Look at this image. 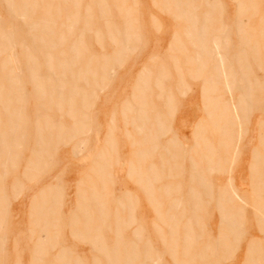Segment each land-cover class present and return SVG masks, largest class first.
<instances>
[{"label": "rangeland", "instance_id": "1", "mask_svg": "<svg viewBox=\"0 0 264 264\" xmlns=\"http://www.w3.org/2000/svg\"><path fill=\"white\" fill-rule=\"evenodd\" d=\"M11 1H8V3L6 4V2H7L6 0H0V29L3 31V32L1 31L0 34L3 33L4 36L10 35L11 38L14 39L13 43L15 44V48H14V51H12V52L16 55L18 61L20 62L19 68L22 70V77H21L22 82H21V85L18 86V89L21 88L20 89L21 91L18 90L19 92H21V94L18 95L19 92L17 91V94H16V90L13 89L9 85V83H7L6 81H2V76L5 75V71H2V68L0 66V70H1L0 74L3 73L2 75H0V84H1L0 85V213H1V210H5L6 208H8V200H10V202L14 203V204H20L19 208H27L28 203H29L28 197H30L31 196L30 194H32L31 189L37 188L35 185L38 178H39L37 176L34 177L32 180H29V181L24 180L23 181V183H24L23 188H21L19 183H15L16 175L13 174L14 175V184L12 187H11L12 184H10L11 179H12L11 178V172L18 173V176H19V172H20V170L22 168V164H23L20 161L21 153L18 155L17 151L22 149V147H26V145H31L32 152H31L30 156L25 160V166H26V167H24L25 172H30L33 169H36V164L38 162V158H40L41 151H43L44 156H45L44 165H45L46 173L44 174V181L48 185H46L36 195H34L33 205L35 207H33V208L38 210L39 218L45 222V225L43 226V230L46 233V239L48 238L47 241H50L53 239L51 244H52V248L54 247V252L50 257H47L48 261H51L52 264H112L114 262H115L114 264H116L117 259L114 258V259H112V262H110V260L106 257L104 250H105V248H107V249H110V251H111L112 248L114 249V247H118V249L121 252H123L124 250H127L128 253L130 254L129 256H126V255L120 253V257L122 260L128 259V260L134 262L135 264H139V263L152 264L153 262H155L159 258V256L156 254V251H155L157 249L162 254V256L160 258H162L168 264H173V260L171 259L172 257L169 255V252H167L168 248L166 247V245L157 242V237H159V235L168 236L166 228L163 227V228L159 229V230H161L160 232L156 233L155 232L156 228L153 227V222H154L155 218L157 217V213L159 214L160 212H164V210L158 209L152 201L147 199L148 193L145 190H143V185L141 187L140 179L137 176V173H138L139 168H140L139 164H141V165L143 164V162L141 163L138 161V157H137V153H138L139 147H140V139H141V136L143 137V135H139L137 133L136 125H134V123L132 122V120L135 117L134 114L133 115L132 114H125L124 115L123 114V108L125 106H127L125 104L126 102L132 103V105H133L132 100H130L131 96H129V95H131V93H133V90L137 91V88L139 90V89H142L144 86H149V84H150L153 88L151 86H149L150 87L149 91L151 90L150 92H152V91L154 92V90H152V89H155L154 94L153 95L151 94V96H152L151 100L153 101V104L151 101L150 106H148L149 104L147 106L145 104L144 106L145 107H153V105H154V107H155V105H156V107H161L163 111H164V109L166 111L165 106L167 105L166 104L167 100L164 98V101H163L164 104H163L162 99H161V101H159L160 99L156 98L158 96L157 93L162 91L161 90L162 88H159V87L162 86V84H163L162 82H161V84H159V82H157V78L161 77L160 76V72H161L160 68H159V71L157 72L158 76H156V73L155 74L152 73L154 71V69L151 70L152 66L155 65L154 61L153 62L151 61L150 63L146 62V64H144V67H142L140 70H139V68L148 58L153 57V56H160L163 54V51L165 48V41H160V40H158V38L159 39L160 38L166 39V37L162 38L164 36L163 35L164 30L170 29V27H172L174 23L180 24L183 21L185 22V23L183 22L184 27H182V29H180V28L175 29L174 28L173 33H176V31H179L176 34L180 39L179 41L183 45L180 48V50H181L180 53L187 50L185 52H188V54L185 52H183L181 54H183V55L187 54L188 57H190V58L192 55H193V57H195V55L197 53V48H195V47L192 48V44L189 42V40L187 39L186 34H185L186 30L188 31L191 29L190 22L188 20L185 21L184 18L180 20V18H181V15L183 14L184 10H185V12H184L185 14H183L182 16H185V15L188 16L191 14L196 15L197 14L196 27H200L201 21H202L201 20L202 11H200L199 9H195L196 11L198 10L196 12L194 9L190 8L193 11L191 13V11H189V9H187V8H189V5H186V8H185V5H184V7L181 8L180 5L182 3L183 4L186 3L187 2L186 0H181V2L179 1L180 4L178 2H175L178 5L177 13L178 12L182 13V14L179 13L180 16H178V14L173 15V13L169 14V13H171L170 12L171 8H169V6L164 8L170 2L172 3L173 0H167V1L166 0H160V2H159V0H157V2L159 4V6H157V8L159 10L156 9V7L154 6V4H153L154 2L151 3V0H146V3H144V1H142V0H141L142 3H140V2L138 3V1H140V0H126V2H122L123 0H121V2H119V3H121L123 6H125L127 8L129 7L132 9V10H129L130 12L132 11L131 14L129 13L128 10H125L122 7H120L119 3H116L117 4L116 5L111 0L110 1L105 0L106 2L105 3L103 2L104 4L102 3V1L100 2V0H98L99 2L96 0H92V2H91V0H81L79 3V9H78L79 14L81 15L80 19H79L80 24L83 20L81 17L85 14L83 12H86V7H89L91 9V10L89 9L90 10L89 13H91V15L93 14V18L90 20V25H89L90 27H88L89 30L84 31L82 36H81V40L84 43L83 46H84V48H86V50L84 48L83 49L86 52H84L83 50L80 51L82 53L79 52L80 54H78V56H82V57L81 58L78 57L76 61L81 62V64L79 65V62H77L78 64L74 65L75 67L73 66V68L72 67L70 68L71 70L73 69L74 73L79 67L82 68L84 61H86L89 57H92V56L97 57L99 55L102 56L103 54L104 55H108V54L110 55L112 53V43L110 41H108L109 40L107 38L108 36L105 34V31H104L106 28L105 23L108 22L109 20L113 24V27L118 28V26L120 25L121 27L119 26V28L122 30L124 28V27L122 28V25H121L123 22L122 21L123 16L126 17L127 16L126 14L129 13L130 16H128L127 19L131 18L132 19L131 21H133L132 23L135 24V25H133L134 28L136 30H138V32H143V34H141V33L140 34L143 36V38L145 37L148 40L143 41V42L142 41L141 42L140 41H133L134 43L132 42L133 43L132 46L134 47V49L136 48L135 50H133L134 52L132 51V52H128L130 54H128V53L126 54L125 57L127 59L126 58L123 59L124 63L121 65L122 67L113 66V68H112L113 73L111 74V76H109L111 79L107 78V80L104 81V82H106L105 84H104V82H102V83L100 82V84L98 85V86H100L99 88H97V86L95 88H93L94 85L91 82H89L87 84V83H83L80 81L79 82V85H80L79 88L83 89L84 92L86 90L87 94L90 93L89 92L90 90H91V92L95 91V96H94L95 98L94 97L91 98L90 96H87L86 101H85V104H86L85 107H83L81 105V103H80L81 100L79 98H75V99H77V100H75V104H76V105H74L75 109H78V107H79V109L84 114H82V115L79 114V116H78V114L70 116V115L60 114L58 112V109L56 107V103H54V101L50 103L49 99H43L40 95H35L36 89L32 88V87H34L33 84L30 85V83H27L24 79V76L26 75V73H25L26 68L23 67V65L25 62H24L22 57H19L20 56L19 53H20L21 49H20V46H18V45L20 43H22L24 45L30 44L29 39L31 38V35L36 34V33H30L27 31L28 30L27 29L28 24L31 22H35V21L38 22L39 20H41L46 15V13H44L45 10L49 9L50 19L53 22L55 21L54 27L53 26L52 27L54 30H57L59 28V23L66 21L65 18H63V15L65 14L64 11H66V12H69V11L73 12L74 11L75 7L73 5L72 0L70 1V3H67L65 5L58 4L56 2H52V3H50L51 5L49 4V6L51 8L48 6L47 9H45V7H46L45 0H41L42 6H40L41 5L39 3L40 0H38L36 2L37 6L36 7L34 6L35 11H33V9L31 10V12H33V16L30 15L31 13L30 14L28 13L30 11L27 12V9H25V5L27 2L23 3V0H19L20 2L18 0H11ZM196 1L198 2V0H195V2ZM220 1H221L220 2L221 6L219 5L221 7V9L219 8L220 11L216 9L217 12H216V10L214 12L217 15H219V18L220 17L221 18L219 19L218 16L213 13L212 16H217V17H213V19L215 18V20H214V22H212L213 26L211 23V26H212L211 28L216 32L219 31L220 29H221L220 32H225L224 35L226 38H228L227 40L225 39L227 41V45L225 46L226 52H223V50H221V51L224 54H226L225 57H226L227 62H229L231 64H235V62H234L235 57L234 56L237 52V48L239 45L237 40H235L236 39V33H235V26L233 23V22H235L234 18H235L236 10H237V2L234 0H220ZM97 2L99 3L100 6H98ZM109 2H110V4H109ZM111 2H112V4H114V6L116 5L115 7L117 9L115 7L112 8L113 5L111 4ZM161 2L163 5L160 4ZM10 4H12V6H16V7L19 5L18 7H20V9L14 8V9H12V11L11 10L9 11V9L7 8V5H10ZM20 4H21V6H20ZM55 5H59L61 8H63L60 10V12H61L60 14L55 15V13L58 12L57 10H55L56 8L53 9V7H55ZM102 6H105V7L107 6L110 10L104 11V7H102ZM133 6L135 7V9L133 8ZM140 6H145V7H147V9H143V8L139 9L138 7H140ZM161 6L163 9L161 8ZM181 6H183V5H181ZM94 7H97V9ZM121 9H122V11H121ZM96 10L100 11V12H97V14H96ZM161 10H163L165 12H163ZM181 10H182V12H181ZM13 11L17 14H15ZM76 11H77V9H76ZM91 11H93V12H91ZM101 11H104L106 14L108 13L107 16H109V17L106 20H105V18H106L105 16L102 17ZM167 11H168V13H167ZM187 11L190 13H188ZM218 12H219V14H218ZM10 13L11 14L13 13L16 17L14 15H11ZM121 13H123V14L125 13V14L122 16ZM18 14H22L23 17L18 18V16H17ZM27 14H29V19L26 18ZM151 15L153 17H155L157 20H159V23H161V25H159L160 28L157 27L159 29V31L154 26L153 27L150 26V24H149L150 21H149L148 17ZM170 15L172 16L173 19L171 18ZM173 16H175V18ZM56 17L58 18V20ZM213 19H212V21H213ZM129 21L130 20L125 21V22H129ZM177 21H181V22H177ZM123 26H124V23H123ZM131 26H132V24H131ZM174 26H176V25L174 24ZM77 27L80 28L81 25L77 26ZM188 27H189V29H188ZM97 28H99V30H100V34H97V36L100 35L101 37H96V39H97L96 40V39H94L96 35L93 33V31L97 30ZM156 31H158V32H156ZM102 36H103V38H102ZM123 36L120 35V37H123ZM181 36L186 37L187 40ZM53 37H56V35L54 34ZM66 37L67 38L69 37L70 40L69 41L67 40L68 42L64 41V44H62V46H60L61 50H60V48L57 49V47H56V49H53L55 51H53V50L50 51L53 55L56 54V51L58 52V55L60 52L62 54H66V53L68 54L65 46H67L68 43L71 44L72 41L74 39H76V37H78V36L75 33V35L73 37L72 36H66ZM16 38H17V40H16ZM99 38H102L103 40L102 39L100 40ZM181 38H183L184 41H182ZM83 39H84V41H83ZM98 39L100 41H98ZM27 41H28V43H27ZM186 41H188L189 43L187 44ZM99 42L101 45L99 44ZM135 42H137L138 44ZM184 42H186V43H184ZM96 43H98V46ZM170 43H169V45H170ZM183 43L185 45H187V48L190 46V50H189V48L186 49V46ZM33 45H35V44H33ZM228 45H230L229 48H228ZM183 47H184V49H183ZM174 50L175 49L173 48V51ZM192 50H195V51H192ZM168 51H169V48H168ZM173 51L170 54V55H172V54L173 55L169 57L171 60L173 58L174 59L177 58V56L179 55L177 51H174V52ZM6 52L7 51H5L4 54H0V62L4 58V56L7 54ZM40 52H42L40 54H43L44 50H42ZM175 54H178V55H175ZM190 54H191V56H190ZM58 55L56 54L55 58L59 57ZM99 59H101V58H99ZM38 60L40 62V67H38L39 70L37 71L38 75L40 77L48 75L49 72L47 71L46 67L42 64L43 59L41 58V56H39ZM148 61H150V59ZM54 68H56V67H54ZM144 68H148V69L142 70ZM172 69H173V71H175V73H177L176 68L174 67L173 64H172ZM97 70L99 72L98 75H101V72H100L101 68L99 67V68H97ZM138 70H139V72L137 73ZM148 70H149V72H148ZM226 70H227V68H226ZM141 71L142 72L144 71L145 74L142 75ZM145 71L148 73H146ZM227 71L225 73L226 75H228ZM54 73L57 76L58 72L56 69H55ZM150 73H151V75H150ZM165 74L167 76V73H165ZM184 74L186 75V78H189V75H190L189 73L187 74V72H185ZM53 75H52V77L55 78V76H53ZM66 75H69V74H66ZM202 75L203 74H201L200 78H197L196 80H188L189 82L187 81L185 83V87H183L182 89L180 88L181 84H179V82L175 80L178 77V74H175L174 80L176 82L172 78L169 80V82L171 83L169 86H165V85H163L165 87L162 86L163 90L168 87L169 89H166L165 91L173 92V90H171L172 89L171 87H172V84L174 82L175 87H177L176 89L179 90L177 92V95H178V97L179 96L180 97L179 98L175 97L176 99L174 98L175 100H173V104L170 106L169 110L173 111V113L176 114V116H174L175 118L177 117L176 120L172 121V123H171L172 131L177 134L178 138L182 142L189 140V133L188 132H190L189 125L191 122H189L188 115L179 116V113L180 114L183 113L184 110L186 112V109L188 108V106L190 104H193V101H192V99H189L188 97L185 98L184 95H183V101H182L181 100L182 95L180 94V90L186 91V93L187 92L191 93L193 90L192 88H195L194 93L199 95V104H200L199 110H201V116L198 118V120L196 122H194L193 125H191V140L188 143H185V144L181 143L174 134H171V136L169 135L170 137L168 138L167 135L169 134V132H171V129L169 131H167L165 133V135L157 136L159 138V142L163 145L166 142H168L169 139L172 141H175L176 145H177L175 148L180 151V153H181L180 157H182L183 159L182 158L178 159L177 164H175V166L176 165L178 166L176 173H173L172 170H170V167L167 166L165 168V171H163V173L161 174L159 181L154 182L151 179L150 180L148 179L149 180V186H150V189L148 191L154 192V191H158L159 189L162 190L163 185L166 182L167 183L171 182L172 185L176 184L174 182H177V183L183 182L185 184L189 183L190 172H191V168H190L191 166L189 164L190 163L189 158L191 156L193 157V161L198 162L199 165L198 166L196 165V166H197V168L200 166V171L201 170L204 171V170H206V167H208V166H206L207 162L205 160H203L202 156H199L202 153V154H213L214 157H216V158L220 157V156L221 157L228 156L230 158L228 163H233V165H234L233 166L234 170L232 169L233 172L228 175L227 173L222 174V173L215 171L214 166H216L217 161L215 163L212 162L209 166H210V169L213 168L215 172L212 171L211 173H209L207 175L205 174L206 177L210 180V182H213L216 186H218V185L221 186V185L226 184L228 179L231 178V179H233L234 186L236 189H238L239 194L241 193L240 195H242L243 193H245L246 196H248L250 193V184L248 181V177H249L248 166L252 160V148H253V146L259 145V143H257L255 140L256 135H255V131L253 130V126H252V121L254 122L253 117L251 119V122H249L250 125L248 124L247 127L245 126L246 128H249L247 130V132H246V129H242V131L240 130V132H239V130L231 132V133L229 132V135L231 136L230 139H232V142H231V145H229L227 148L219 147L218 143H219V140L221 137V136H218V135H220L219 132H217V134L212 135V133L210 131H208V132L205 131L204 132L205 137L207 138V140H211V142L213 143L212 146L214 148L212 147V149H210L208 151H205V150L201 151L200 150L201 153H199L195 147L196 143H197L196 140L201 139V134L203 132L200 129L197 132L195 128H197V126H199V128L201 126H203L205 120L207 121V118H208V115L205 112L206 107L204 105L203 88H202L203 82L201 80V79H204L205 76L203 75V77H204L203 78ZM166 76H164V77L166 78ZM138 77H151V78H153V80H151L150 83L148 82L145 84V82L142 83V81L137 82ZM72 80H73V78H72ZM2 82H4L3 84H4L5 90L3 89ZM137 83H139L138 85H140L141 88H140V86H136ZM221 83H222V81H221ZM221 83L219 82L218 89L219 88L220 89L217 90V94L220 92L218 94L219 97H217V100L221 104V106H219V107H222V108L226 107L227 109H230V108L235 109V107H237V103L241 99L240 94H243L244 90L242 92L240 89L235 87L238 85V82H236V84H235V82H230V79L227 82V83L231 84L230 87H224V85L223 84L221 85ZM89 84L90 85L92 84V85L90 86ZM190 84H192L191 87H190ZM6 86H7V88H6ZM46 86H47L46 90H48L50 87L48 85H46ZM220 86L223 88H221ZM187 88H189L190 91ZM224 88H225L226 92H228L227 94H226ZM226 88H228V89H226ZM6 89H8L9 91ZM235 89H237V90H235ZM239 90L242 93H239L240 92ZM6 91H7V94H6L7 96H5ZM221 91H222V94L225 95L224 97L221 95ZM10 92H11V94H10ZM13 92H14V95L12 96ZM2 93H3V95H2ZM33 94H34V96H33ZM232 94H233V96H232ZM231 96L235 99H233ZM16 97H17V99H16ZM34 97H36V99ZM127 97L129 98V100ZM222 98H223V100H222ZM124 100L125 101L127 100V101L125 102ZM178 100L182 101L180 106H178V104L176 102ZM11 101H12V103H11ZM15 101H17V103ZM8 102H10L11 104L10 103L8 104ZM174 103H175V106H174ZM226 103H228L230 106ZM230 103H232V104H230ZM224 104H226L228 107L225 106ZM134 106L137 109H139L143 105L140 106V105L135 104V105H133V107ZM163 106H164V108H163ZM13 107H14V111L19 110L18 114H17L18 116L16 114H15V116L8 114V113H11V111L13 112ZM10 108L12 110H9ZM175 109H177L178 111L175 112L176 111ZM46 110L48 112H46ZM119 110H120V114H119ZM173 113L169 114V116L172 117ZM130 115H132L133 117L132 116L130 117ZM260 116H261V113L259 112L257 114V119H260ZM44 117H45L46 122L50 121L51 123L56 124L57 128H59V126L63 127L62 128L63 129V135L65 136L63 141H65V142H58L57 140H55V138L50 139L49 137H47V132H46L47 130L45 129V123L46 122H44L45 121ZM121 117H123L122 120H121ZM109 118H110V120L108 121ZM85 119H88V120L85 121ZM122 121H123V124L125 125V127L130 126V128H131L130 129L131 132L124 129L123 135L127 141L125 143L128 144V146H129L130 158L132 159L131 162L128 161L129 169H128L127 176L131 170L134 169L135 171H137V172H135L136 176L135 175L133 176L134 178L130 177V178H133V179H130L131 180L130 181L131 187L134 188L132 190L129 189L127 187V184H125V183L121 184V183L115 182L118 179L124 180V175H123V173H124V161L120 160L119 162H117L118 158L115 155L116 148L118 146V143L116 142V139H115L116 133H118L119 130L123 131ZM75 124L80 125L83 130L82 131L80 130V132L79 131L78 132L72 131V129L74 127L73 125H75ZM85 124L88 126L87 128H85ZM169 126H170V124H169ZM197 133H200V137L197 136ZM194 134H195V136H194ZM69 136H71L70 137L71 139L69 138ZM215 136L217 137L218 140L216 139ZM109 137L111 140L110 144H108ZM42 139H44V141ZM85 139H87L85 147L79 153H77L76 155H73V154H75V152H77L79 150L80 146H84ZM102 139H103V144H102ZM214 139H216V140H214ZM49 140H51V141H49ZM42 141H43V144H42ZM47 141H48V143H47ZM159 142L157 141V143H159ZM169 142H171V141H169ZM198 143H200V140ZM178 144H180V145H178ZM108 145L110 146V149H112V150H111V153L109 154V156L105 152L106 158H105L103 163H101L99 165L100 162H99V159H97V156L99 154L94 157V159H96V161L94 162L95 164L93 163V170H92V172L94 173V178L93 179H86V180H82V181L77 182V184L75 186V191L73 193L72 202L69 203L67 206L68 207L67 216H64L63 213L61 212L60 208L62 206H64L63 203H67L71 199L72 187H68L66 184L68 182H66L62 178H65L67 175H69V173H74V171H76V169H80L81 167L84 168V166L87 165L88 162L90 161V158H88L89 156H87L88 153H90V154L94 153L95 154L96 152H98L100 150V148H101L100 152H102L103 149L105 150L106 148L109 147ZM234 145H235V147L236 146L238 147L237 152H235L237 150L236 149L237 147L236 148L233 147ZM44 146H45V148H44ZM151 148L148 149L146 161L142 165V167H143L142 171L144 172V176L149 175L150 165L151 166H152V164H155L156 166L160 165V161H159L158 157L157 156H156V158L154 157V154H155V152H157L158 148L157 149L156 148L151 149ZM215 149L218 151L216 152ZM221 149L222 150L225 149V150L221 151ZM189 150L194 155L192 153H190ZM70 151L72 154L70 153ZM239 151H240V153H239ZM23 152L25 153V155H28L27 151L24 150ZM196 152H197V154H196ZM218 153L220 155H218ZM18 156H19V158L17 160ZM187 157H188V159H187ZM215 160H218V159H215ZM179 161H181L182 165L180 164ZM212 161H214V160H212ZM185 163H188V165ZM202 163H204V165ZM105 164H106V168L104 166ZM111 164H112V166L110 167L111 177H109L110 174H109V167L108 166ZM101 165L104 166L103 172L99 170V168H101ZM171 165L174 166L172 163L170 164V166ZM185 165H186V167H185ZM182 166H183V168H182ZM170 171H171V173H170ZM139 173H140L139 176H141V172H139ZM101 175H103L102 176L103 180H101V178H100ZM179 175H181V176H179ZM174 176H179V178H175ZM171 177H172V179H171ZM18 180L20 182V179H18ZM61 180H63L64 182L63 181L61 182ZM69 181H70L69 185H71V183L73 182L72 177L70 178ZM164 181H166V182H164ZM92 184L94 186L93 189H96V191H98V194L100 195L99 197L101 198L99 203L102 204V206L104 208L112 209V208H115L114 207L115 203H117L118 201L122 202L123 207L120 206L121 208L119 209V211H121L123 213L122 217H124L125 219H127V216H128L126 214V212L129 214V216H131L130 224L128 223L124 227L123 226L122 227H114L113 225H109V226L106 225L104 216L99 215L95 211V207L92 206L93 204H95L94 201H92V198L90 196L91 190H92L91 189ZM16 186H17V190L15 189ZM26 187H27V189L30 188V190L27 191ZM196 189L200 190V187L197 186ZM14 190H16V191L12 192ZM214 191H216L215 188H214ZM172 192L174 193V191H172ZM5 194H7L8 200H7V196ZM128 194L131 195V196H129V199L127 198ZM174 194L171 196H174ZM184 194H187V188L186 187H184V189L182 190L180 195L184 196ZM11 197L15 198V199H12ZM204 199H206V198H204ZM37 200L40 201V203H41L38 206H37ZM168 200H170V195L166 197V201H168ZM207 201L209 202L208 205H205V211L208 213V216L206 217V221H205L207 227L205 229L199 228L196 230L197 235L198 236L200 235V239H198L199 241H197V243L195 245H193L191 251L200 252L201 248H203L204 245H206V244H209V246H212V244H213L212 242H214V240L216 239V236H217L216 232L218 230L217 229L218 218H217L216 210H215V198H208ZM163 203H165V201H163ZM53 214H54V216H52ZM27 218L28 217L26 215L20 216L19 219L22 220V223L18 224L16 226V229H20V228H22V226L26 227L25 222L28 220ZM142 222H143L142 225L144 227V230H142L140 228V224ZM110 223H111V219H110ZM13 224L9 225V227H8L9 230H11L13 228ZM66 225H68V228H69V234H67L68 242H67L66 234H65ZM49 226H53L55 229L52 236L47 231V228ZM182 229L185 231L184 228H182ZM197 231H199V232H197ZM181 232H182V230H181ZM183 232H182V235H183ZM142 233L145 236V238L152 239L153 243H151V244L143 243L144 239L142 241L140 240ZM245 239H248L247 235H246ZM245 239H243V241L240 242L239 248L236 251V253L232 256V258L229 260L230 261L229 264H245L246 259H247L246 250H245L247 240L245 241ZM41 244L42 243L40 241V238L37 237L36 243H35V250H34V256H36V257H39L37 254H38V248L40 247ZM129 247H131L130 251H129ZM175 249L178 251L177 258L179 260H183L186 258V256L183 253H181V251H182L181 249H178V248H175ZM21 256H22V254H21ZM213 259L214 258L211 257L210 260H213ZM33 260H32V262H33ZM26 261H27V258L25 256L22 257V259H21V257L20 258L18 257L16 259L12 258V263H10V264H26Z\"/></svg>", "mask_w": 264, "mask_h": 264}, {"label": "bare ground", "instance_id": "2", "mask_svg": "<svg viewBox=\"0 0 264 264\" xmlns=\"http://www.w3.org/2000/svg\"><path fill=\"white\" fill-rule=\"evenodd\" d=\"M6 1H7L6 2V4H7L8 1H11V0H6ZM37 1L38 0H27V1L23 0V3L27 2L25 5V9H27V12L30 11L28 13L29 14L31 13L30 15H32V16H33V12H31V10L33 9V11H35L34 6L35 7L37 6L36 5ZM70 1L71 0H45V4H46L45 9H47L49 4L52 2H56L58 4L65 5L67 3H70ZM80 1L81 0H72L75 9L73 12L72 11H69V12L64 11L65 14L63 15V18H65L66 21L59 23V28L57 30L53 29L55 21L53 22L50 19L49 9L45 10L44 13H46V15L42 19L40 18L41 20H39L38 22L35 21V22H31L28 24V28H27L28 30L27 31L30 33H36V34L31 35V38L29 39L30 44L24 45V44L20 43L18 45V46H20V49H21L20 53H19V55H20L19 57H22L24 62H25L23 65V67L26 68V71H25L26 75L24 76V79L27 83H30V85L33 84L34 87H32V88L36 89L35 95H40L43 99H49L50 103L54 101V103H56V107H57L58 112L60 114L70 115V116L76 115V114H78V116H79V114L80 115L84 114L79 109V107H78V109H75V107H74V105H76L75 100H77L75 98H79L81 100V102H80L81 105L83 107H85V105H86L85 101H86L87 96H90L91 98H93L95 96V91L91 92V90H90L89 91L90 93L87 94L86 90L84 92L83 89H80L79 88L80 87L79 82L81 81V82L87 83V84L89 82H91L94 85L93 88H95L96 86H97V88H99L100 86H98V85L100 84V82L102 83V82L106 81L107 78H110L109 76H111V74L113 73V69H112L113 66L122 67L121 65L124 63L123 59L126 58L125 57L126 54L128 52H132L133 50L136 49V48L134 49V47L132 46V44L134 43V42L132 43V40L135 41L134 39H136V37L135 38L133 37V35L135 34V32H134L135 29L132 30L133 29L131 26L132 23L130 24V21L124 22V26H123L124 28L122 30L113 27V24L110 22V20L108 22L105 21L106 22L105 23L106 28L104 31H105V34L108 36L107 37L109 39L108 41H110L112 43V53L110 55L109 54L108 55L103 54L102 56L99 55L100 57L99 56L89 57L86 61H84L82 68L79 67L74 73L73 69L71 70L70 68L71 67L73 68L74 65L78 64L77 62H79V61H76L77 58L82 57V56H78V54L82 53L80 51L83 50L84 52H86L85 51L86 48H84V46H83L84 43L81 40V36H82L84 31L89 30L88 27H90L89 26L90 20L93 18V14L91 15V13H89L91 9L89 7H86V12H83L85 14L81 17L83 20L80 24L79 19H80L81 15L78 12ZM96 1H98V0H96ZM101 1H102V3L106 2L105 0H100V2ZM108 1H110V0H108ZM111 1L114 4H116V3H119V1H121V0H111ZM179 1L181 2V0H173L172 3L169 1L170 3L168 5H166L164 8L169 6V8H171L170 9L171 13H169V14L173 13V15L178 14V16H180L179 15L180 12L177 13L178 5L175 3V2L179 3ZM186 1H187L186 3L181 4L183 6L180 5L181 8L184 7V5H185V8H186V5H189V8H187V9H189V11H191V13L193 11L190 8H192L194 10L199 9L200 11H202V13H201V20L202 21H201L200 27H196L197 14L196 15L191 14L188 16H186V15L182 16L183 14H185L184 13L185 10H184L183 14L180 13V14H182L180 20L184 18L185 21L188 20L190 22L191 29L188 31L187 30L185 31L184 29L183 30L185 31L187 39L192 44V48L193 47L197 48V53H196L195 57H193V55L191 56V54H190L191 58L193 57L192 59L190 57H188V55H187L188 52H185L187 50H185V51L182 50L183 52L187 53L186 54L187 56L185 54L184 55L181 54L183 52L180 53V51H181L180 48L183 45L179 41L180 39L176 34L179 31H176V33H173L172 41L169 45V51L171 50L170 52H172L173 48H174L175 49L174 51H177L179 54V55L175 54L178 56H177V58L172 59V64L176 68L177 73H175V74H178V77L175 80L178 81L179 84H181L180 85L181 89L183 87H185V83L188 80H196L197 78H200L201 74H203L205 76V78H204L202 75V77L204 79H201V80L203 82L202 88H203L204 105L206 107L205 112L208 115V118H207V121L205 120L203 126H201L200 128H199V126H197V128H195L197 132L199 129L203 132L201 134V139H199L200 143H198L199 140L197 139L196 140L197 143H196L195 147L199 153H201L200 150L201 151L202 150L208 151V150L212 149L213 143L211 142V140H207V138L205 137V134H204L205 131H207V132L210 131L212 133V135L217 134V132H219L220 135H218V136H221L219 143H218L219 147L227 148L229 145H231V142H232V139H230L231 136L229 135V132L231 133V132L238 131V130L240 132V130L242 131V129H246V132H247V130L249 128H246V127L248 126V124L250 125L249 122H251V119L253 117L254 122L252 121V126H253V130L255 131V135H256L255 140L257 143H259V145L253 146V148H252V160L248 166V172H249L248 181L250 184V193L248 196H246L245 193L240 195L241 193L239 194V191H238V189L235 188L234 181L231 178L228 179L226 184L221 185V186L220 185L216 186L213 182H210V180L206 177V175L211 173L212 171H214V169H215V171H217L219 173H222V174L227 173L229 175L230 173L233 172L232 169L234 170V168H233L234 165H233V163H228L230 160V158L228 156H225V157L220 156V157L216 158V157H214L213 154H202V153L199 156H202L203 160H205L207 162L206 166H208V167H206V170L200 171V166L197 168V166L199 165L198 162L193 161V157L191 156L189 158L190 159L189 164L191 166V167L189 166L191 168L189 183L185 184L183 182L182 183L174 182L176 184L172 185L171 182L167 183L166 181H164L166 183L163 185L162 190H160L159 189L160 187H159L158 191H154V190H153L154 192L148 191L150 189V186H149V180L150 179L154 182L159 181L161 174L163 173V171H165V168L167 166L170 167V170H172L173 173H176L178 166L177 165L175 166V164H177L178 159L182 158V157H180L181 156L180 151L175 148L177 146L175 141H172L169 139V141H171V142L168 141L163 145L159 142V138L157 137V136L165 135V133L170 130V126H169L170 121L168 120V118H170L169 114L173 113V111L169 110V108L173 104V100L176 99L175 98L176 96H174L173 92L165 91L166 89H169L168 87L163 90V87H165V86H163L164 84H162L163 87L158 86L159 88H162L161 89L162 91L159 90L160 92L157 93L158 96L156 95L157 96L156 98L160 99L159 101H161V99H162V102L164 101V98L167 100V103H166L167 105L165 106L166 111H165V109L163 111L161 107H156V105H155V107H154V105H153V107H145L144 106L145 104H146V106L148 104H149L148 106L151 105V101H152L151 100V97H152L151 94L153 95L155 92V89H152V90H154V92L152 91L153 93L150 92L151 90L149 91V89H150L149 86H151L150 84H149V86H144L142 89H139V90L137 88V91L133 90V93H131V95H129V96H131L130 100H132L133 105H135V104L140 105V106L143 105L141 108L137 109L135 106L133 107L132 103H127L126 102L127 100L126 101L124 100L126 103L123 101L127 105L124 108L122 107L123 108V114L124 115L125 114H132L133 115L134 114L135 117H134V119L132 118L133 119L132 122L134 123V125H136L137 133L139 135H143V137L141 136L140 147H139V151L137 153L138 161L141 163L143 162V164H144V162L146 161V158H147L148 149L151 147H152L151 149H153V148L157 149L158 148L157 152H155V154H154V157L155 158H156V156L158 157V159L160 161V165L159 166H156L155 164H152V166L150 165L149 175L144 176V172L142 171L143 170V167H142L143 164L142 165L139 164L140 168H139V171L137 173V176L140 179L141 187L143 185V190H145L148 193L147 199L152 201L158 209L164 210V212H160L159 214L157 213V217L155 218V220L153 222V227L156 228L155 229L156 233L161 231L159 229H161L163 227L166 228L168 236L159 235V237H157V242L166 245V247L168 248L167 252H169V255L172 257L171 259L173 260V264H227V263L229 264V262H230L229 260L236 253V251L239 248L240 242L243 241V239H245L246 235H247L248 239H245V241L247 240V243L245 242L246 243L245 250H246V257H247L245 264H264V0H234L237 2V10H236L235 18H234L235 22H233V23L235 26V33H236V39L235 40H237V42L239 43L238 48H237V52L234 56L235 57V61H234L235 64H231V63L227 62L226 57H225L226 54L223 53V52H226L225 46L227 45L226 40L228 39L224 35L225 32H220L221 29L216 32L211 28L213 26L212 22H214V20H215V18L213 19V17L218 16V18H219V15H217L214 11L216 9L219 10V8L221 9V7H220L221 1L220 0H198V2L197 1L195 2V0H186ZM41 2L42 1L40 0L39 1V3L41 4L40 6H42ZM91 2H92V0H91ZM112 2H111V4H112ZM159 2H160V0H159ZM109 4H110V2H109ZM114 4H112L113 6L111 5L112 8L117 5L116 4L114 6ZM120 4L121 3H119V6H120ZM160 4H162V2ZM18 6L16 7V6H12V4H10V5H7V8L9 9V11L10 10L12 11V9H14V8L20 9V7H18ZM20 6H21V4H20ZM98 6H100L99 3H98ZM156 6H158V5H156ZM102 7H104V11L110 10L107 6L106 7L102 6ZM54 8H56L55 10H57L59 12V13L56 12L55 15L60 14L61 13L60 10L63 9L59 5H55V7H53V9ZM94 8L97 9V7H94ZM133 8H135V7L133 6ZM161 8H162V6H161ZM76 9H77V11H76ZM125 10H127V9H125ZM217 10H216V12H217ZM104 11H101V15H102V17L105 16L106 18L105 17L104 18L106 20L109 16H107L108 13L106 14ZM121 11H122V9H121ZM91 12H93V11H91ZM97 12H100V11L96 10V14H97ZM181 12H182V10H181ZM167 13H168V11H167ZM188 13H190V12H188ZM213 13L217 16H212ZM15 14H17V13H15ZM29 14L26 15V18H28V19H29ZM124 14L121 13L122 16ZM218 14H219V12H218ZM11 15H14V14L12 13ZM126 15H127L126 16V19H127V17L130 16V14L127 13ZM17 16H18V18L23 17L22 14H18ZM173 17L175 18V16H173ZM171 18H172V16H171ZM150 19H153L152 15L150 16ZM212 19H213V21H212ZM57 20H58V18H57ZM125 21H128V20H125ZM131 22H133V21H131ZM156 22H155V24H153V26L155 25L154 26L155 28L157 25ZM211 23H212V26H211ZM80 25H81V27L78 28L77 26H80ZM133 25H135V24H133ZM183 27H184V25H183ZM175 29H177V28H175ZM178 29H179V27H178ZM188 29H189V27H188ZM157 30L159 31L158 28H157ZM1 31L2 30L0 29V33H1ZM158 31H156V32H158ZM75 33L78 37H76V39H74L71 44L68 43V45L65 46L68 54L67 53L62 54L58 50L61 54L59 53V55H58V52L56 51V54L59 57L55 58L56 54L53 55L50 51H52L53 49H56V47H57V49L60 48V46H62V44H64V41L70 40L69 37L67 38L66 36H72L73 37L75 35ZM93 33L96 35L94 39H96V37H101L100 35L97 36V34H100L99 28H97V30H94ZM54 34L56 35V37H53ZM119 35H122V36L124 35V36L120 37ZM182 37H184V36H182ZM186 37H184V38L186 39ZM102 38H103V36H102ZM102 38H99V39L101 40ZM138 38H140V37H138ZM99 39H98V41H100ZM140 39H142V38H140ZM13 40L14 39H12L10 35L4 36L3 33L0 34V54H4L5 51H7L6 52L7 54L4 56V58L0 62V66L2 68V71H5V75L2 76V81H6L7 83H9V85L13 89L16 90V94H17V91L21 89V88L18 89V86L21 85V82H22V79H21L22 70L19 68L20 62L18 61L16 55L12 52V51H14V48H15V44L13 43ZM16 40H17V38H16ZM181 40L184 41L183 38H181ZM83 41H84V39H83ZM137 41H138V39H137ZM186 42H187V44L189 43L188 41H186ZM186 42H184V43H186ZM27 43H28V41H27ZM135 43H137V42H135ZM33 44H35V45H33ZM96 44L98 46V43H96ZM99 44H100V42H99ZM185 46H186V49L189 48V50H190L189 45H188L189 46L188 48H187V45H185ZM229 46L230 45H228V48H229ZM184 47H183V49H184ZM42 50H44V52H43V54H40V53H42V52H40ZM60 50H61V48H60ZM221 50H223V52ZM53 51H55V50H53ZM192 51H195V50H192ZM128 54H130V53H128ZM39 56H41V58L43 59L42 64L46 67L47 71L50 73L49 74L47 72L48 75L43 76V77L42 76L40 77L38 75V72H37L39 70L38 67H40V62L38 60ZM99 58H101V59H99ZM80 64H81V62H79V65ZM54 67H56V68H54ZM99 67L101 68V71H100L101 75H98L99 69L97 70V68H99ZM162 67L163 66H160V71H161L160 76L161 77L157 78V82H159V84H161V82L166 79L164 77V76H166V74L163 71ZM226 68H227V70L228 69L229 70L227 71ZM55 69L58 72L57 76L54 73ZM145 69H148V68H144L142 70H145ZM226 71L228 72V75L225 74ZM148 72H149V70H148ZM148 72H146V73H148ZM185 72H187V74L188 73L190 74L189 78H186V75L184 74ZM2 74H0V75H2ZM66 74H69V75H66ZM143 74H145L144 71L142 72V75ZM52 75L55 76V78H53ZM150 75H151V73H150ZM156 76H158L157 73H156ZM72 78H73V80H72ZM229 79H230V82H235V84H236V82H238V85L237 86L234 85V86L237 87L238 89H240L242 92L244 90L243 94H240L241 99L237 103V107H235V109H231V108L227 109L226 107H223V108L219 107V106H221V104L217 100V97H219L218 94L220 93L218 91L219 93L217 94V90L220 89V88L218 89L219 82L221 83V81H222L221 85L223 84L224 87H230L231 84L227 83L229 81ZM151 80H153V78H151V77H138L137 82L142 81V83L145 82V84H146L148 82L150 83ZM3 83L4 82H2V84ZM105 83L106 82H104V84ZM138 84L139 83H137L136 86H140ZM173 84H175V83L173 82ZM46 85H48L50 87L48 90H46V88H47ZM6 88H7V86H6ZM140 88H141V86H140ZM221 88H223V87H221ZM3 89H4V84H3ZM187 89H189V88H187ZM226 89H228V88H226ZM6 90H8V89H6ZM224 90H225V88H224ZM235 90H237V89H235ZM189 91H190V89H189ZM241 91L239 93H242ZM11 92H10V94H11ZM225 92H226V90H225ZM3 93H2V95H3ZM227 93L228 92H226V94ZM6 94H7V91L5 93V96H7ZM20 94H21V92H19L18 95H20ZM180 94L183 96L186 94V91L180 90ZM13 95H14V92H13L12 96ZM221 95L223 97L225 96L222 94V91H221ZM33 96H34V94H33ZM232 96H233V94H232ZM34 98L36 99V97H34ZM16 99H17V97H16ZM233 99H235V98H233ZM128 100H129V98H128ZM222 100H223V98H222ZM15 102L17 103V101H15ZM9 103L10 102H8V104ZM11 103H12V101H11ZM152 104H153V101H152ZM163 104H164V102H163ZM226 104H228V103H226ZM226 104H224V105L227 106ZM230 104H232V103H230ZM174 106H175V103H174ZM163 108H164V106H163ZM9 110H12V109L10 108ZM18 111H14V107H13V112L11 111V113H8V114L15 116V114L16 115L18 114ZM46 112H48V111L46 110ZM259 112L261 113V116H260V119H257V114ZM132 115H130V117ZM44 120H45V117H44ZM44 122H46V120ZM73 126L74 127H73L72 131H75V132L79 131L80 132V130L81 131L83 130L82 127L78 124H75ZM62 128H63L62 126H59V128H57L56 124L51 123L50 121L45 123V129L47 130L46 131L47 137H49L50 139L55 138V140H57L58 142H65V141H63L65 136L63 135V129ZM195 134H194V136H195ZM197 136L200 137V133H197ZM70 137L71 136H69V138ZM216 139H217V137H216ZM216 139H214V140H216ZM42 140L44 141V139H42ZM43 141H42V144H43ZM49 141H51V140H49ZM157 141L159 143H157ZM47 143H48V141H47ZM110 143H111V140L109 137L108 144H110ZM178 145H180V144H178ZM233 147H235V145ZM44 148H45V146H44ZM236 149L237 150L235 152L238 151V147ZM111 150L112 149H110V146H109L108 148H106L105 150L103 149V151L99 153V155L97 156V159H99V162H100L99 165L104 162V160L106 158V153L109 156V154L111 153ZM224 150L221 149V151H224ZM217 151L218 150H216V152ZM190 153H192V152L190 151ZM219 153H218V155H220ZM239 153H240V151H239ZM196 154H197V152H196ZM214 158L218 159V160H215ZM187 159H188V157H187ZM212 160H214V161H212ZM179 162L181 164V161H179ZM212 162L213 163L216 162V166H214V169L213 168L210 169V166H209ZM171 163L174 166H172V165L170 166ZM106 164L104 165L105 168H106ZM185 164L188 165V163H185ZM202 164L204 165V163H202ZM104 166L101 165V168H99V170L103 172ZM185 167H186V165H185ZM182 168H183V166H182ZM135 172H137V171H135L134 169L131 170L129 172L128 176L129 177H133L134 175L136 176ZM139 172H141V176H139L140 175ZM170 173H171V171H170ZM102 176L103 175H101V177H100L101 180H103ZM195 186L200 187V190L196 189ZM93 187L94 186L92 184V188H91L92 190H91L90 196L92 198V201H94V203H95L92 206L95 207V211L99 215L104 216L106 225H108V226L113 225L114 227H122V226L124 227L128 223L130 224L131 216H129V214L126 212V214L128 216H127V219H125L124 217H122L123 213L121 211H119V209L121 208L120 206L123 207L122 202L118 201L117 203H115L114 204L115 208H112V209L104 208L102 206V204L99 203L101 198L99 197L100 195L98 194V191H96V189H93ZM184 187L187 188V194H184V196H183L180 194H181L182 190L184 189ZM214 188L216 191H214ZM172 191H174L175 194ZM173 194H174V196H171ZM169 195H170V200L166 201V197ZM129 196H131V195L130 194L127 195L128 199H129ZM204 198H206V199H204ZM208 198H215V210H216V215L218 218V226H217L218 230L216 232L217 236H216V239L214 240V242H212L213 243L212 246H209V244H206V245H204L203 248H201L200 252L191 251L193 245H195L197 243V241H199L198 239H200V235L199 236L197 235L196 230L199 228L205 229L207 227L205 221H206V217L208 216V213L205 211V205H208V203H209L207 201ZM163 201H165V203H163ZM110 219H111V223H110ZM142 224H143V222L140 224V228L142 230H144V227ZM182 228H184L185 231ZM181 230H182V232L184 231L183 235H182ZM197 232H199V231H197ZM143 239H144L143 243H145V244L146 243L147 244L153 243L152 239L145 238V236L142 233L140 240L142 241ZM175 248L181 249L182 250L181 253H183L186 256V258L183 260H179L177 258L178 251ZM130 249H131V247H129V251H130ZM104 251H105L106 257L110 260V262H112V259L116 258L117 259L116 264H135L134 262H132L128 259L127 260L121 259L120 253H122L126 256L130 255L127 250H124L123 252H121L118 249V247H114V249L112 248L111 251H110V249H107V248H105ZM155 251H156V254L159 256V258L155 262H153L152 264H168L162 258H160L162 256L161 252L158 251L157 249ZM211 257H213L214 259L210 260ZM114 263H112V264H114ZM139 264H142V263H139Z\"/></svg>", "mask_w": 264, "mask_h": 264}, {"label": "crops", "instance_id": "3", "mask_svg": "<svg viewBox=\"0 0 264 264\" xmlns=\"http://www.w3.org/2000/svg\"><path fill=\"white\" fill-rule=\"evenodd\" d=\"M126 2V0H123L122 2ZM144 1V3H146V0H142ZM154 3H153V2ZM121 2V1H119ZM142 3L141 0L138 1V3ZM151 3L154 4V6L156 7L157 9V6H159V4H157V0H151ZM123 9H127L129 11L132 10L131 8H127L125 6H123L122 4L120 5ZM139 9L143 8V9H147V7L145 6H140L138 7ZM135 9V8H134ZM162 11V10H161ZM164 12V11H163ZM130 13V11H129ZM131 14V13H130ZM149 19V24L150 26L153 27V24H155L156 22V28L159 27L158 25H161V23H159V20H157L155 17H153V19H150V16L148 17ZM156 21H155V20ZM125 20H132L131 18L130 19H126L125 16H123V22H122V28H123V23L125 22ZM154 21V22H153ZM180 22V21H178ZM132 23V22H130ZM175 25L177 23H174ZM173 26L170 27V29H165L164 30V33H163V37L162 38H165L166 39H159L160 41H165V48H164V51H163V54L160 55V56H153V57H150L148 58L142 65L141 67L139 68V70L144 67V64H146V62L150 63L151 61L155 62V65L152 66L151 70L154 69V71L152 72L153 74L157 73L159 71V68L160 66H163V71L165 73H168L167 74V77L163 82V84L165 86H169L171 83L169 82L170 79H174L175 78V71H173L172 69V60L169 59L170 55L172 52H169L168 51V48H169V43L172 41V36H173V29L174 28H180L182 29L183 27V24L184 23H180V24H177L176 26ZM103 25V24H102ZM120 26V25H119ZM118 26V29H120ZM155 26V25H154ZM121 27V26H120ZM132 27H133V30L135 29L134 26H133V23H132ZM121 30V29H120ZM135 31V34L133 35V37L136 39H134L135 41H147L148 39L147 38H143V36L141 34H143V32H138V30H134ZM141 33V34H140ZM136 35V36H135ZM120 36V35H119ZM142 39H140V38ZM182 37V36H181ZM133 42V40H132ZM150 59V61H148ZM139 70L137 71V73L139 72ZM167 82V83H166ZM192 84H190V87H191ZM192 92H187L184 96L185 98L188 97L189 99H192L193 101V104H190L188 106V108L186 109V112L184 110L183 113H179V116H185V115H188V118H189V122L190 125V132L189 133V140L185 141V142H182L176 133H174L172 131V121L176 120V118L174 116H176V114H172V117L168 118V120L170 121V129H171V132H169V134L167 135L168 138L171 136V134H174L177 139L185 144V143H188L190 142L191 140V125L194 124V122H196L198 120V118L201 116V110H199L200 108V104H199V95L194 93L195 91V88H192ZM172 90H173V94L176 96V98H179L178 95H177V92L179 91L178 89H176L175 85L172 84ZM181 100L183 101V96L181 97ZM181 100H178L176 101L178 106H180L181 104ZM177 106V107H178ZM178 110L176 109L175 112H177ZM200 112V113H199ZM119 114H120V110H119ZM121 116V115H120ZM123 119V117H121V120ZM88 120V119H85V121ZM90 120V119H89ZM110 120V118L108 119V121ZM88 126L85 124V128H87ZM122 129L123 131L119 130L118 133H116V142L118 143V146L116 148V152H115V155L117 156V162H119L120 160H123L124 161V180H116L115 182L116 183H125L127 184V187L129 189H134L131 187V183H130V179H133V178H130L127 176V173H128V169H129V166H128V161L131 162L132 159L130 158V153H129V146L128 144H126L125 142L126 139L124 138V129H126L127 131L131 132V128L130 126H126L123 124V121H122ZM170 135V136H169ZM166 137V136H165ZM82 139V138H81ZM86 142H87V139H85V143H84V146H80L79 147V150L77 152H75V154L73 155H76L77 153H79L86 145ZM102 144H103V139H102ZM125 145V146H124ZM31 145H26V147H22V149H20L19 151H17V154L20 155V161L22 164V168L19 172V176H18V173H13L11 172V187L13 186L14 184V175H16V178H15V183H19L20 184V187L23 188V181L24 180H32L34 177H39L37 182H36V187L37 188H32L31 189V193L30 194L31 196L28 197L29 199V203H28V206L27 208H19V205L20 204H14V203H11L10 200H8V196L7 194H5L7 196V200H8V208H6L5 210H1V213H0V264H10L12 263V258H20L22 259V257H26L27 258V261H26V264H52L51 261H48L47 257H50L53 252H54V247L52 248V240L50 241H47L48 238L46 239V233L44 232L43 230V226L45 225V222L42 221L40 218H39V214H38V210H36L34 205H33V197L34 195H36L42 188H44L46 185L45 181H44V174L46 173L45 171V165H44V160H45V156H44V153L43 151H41V154H40V158H38V162L36 164V169H33L32 171L30 172H25V169L24 167L25 166V160L30 156L31 152H32V149H31ZM27 151L28 155H25V153L23 151ZM101 151V148L98 152H96L95 154H90L88 153L87 156H89L88 158H90V161L88 162L87 165L84 166V168H80V169H76V171H74V173H69V175H67L65 178H62L64 179L67 184L68 187H72V195H71V199L69 200V202L67 203H63L64 206H62L60 208L61 212L63 213L64 216H67V212H68V204L72 202V199H73V193L75 191V186L77 184V182L79 181H82V180H86V179H93L94 178V173L92 172L93 170V163L96 161V159H94V157L96 155L99 154V152ZM71 153V151H70ZM72 154V153H71ZM19 156L17 157V160H18ZM116 162V163H117ZM113 164V163H112ZM109 165V174H110V167L112 166ZM128 166V167H127ZM180 176V175H179ZM179 176H174L175 178H179ZM72 177V183L71 185L70 184V178ZM111 177V174L110 176ZM20 179V182L19 180ZM111 179V178H110ZM172 179V177H171ZM63 180H61L62 182ZM55 182V181H54ZM64 182V181H63ZM2 183V182H1ZM60 187V186H59ZM15 189L17 190V186L15 187ZM16 190L12 191V192H15ZM22 190V189H21ZM26 190L29 191L30 188L27 189L26 187ZM35 190V191H34ZM12 198V197H11ZM12 199H15V198H12ZM40 201L37 200V206L40 205ZM23 215H26L28 218V220L25 222V225L26 227L22 226V228L20 229H16V226L20 223H22V220L19 219L20 216H23ZM54 216V214L52 215ZM37 219V220H36ZM15 222V223H14ZM14 223V224H13ZM10 224H13V228L11 230L8 229L9 225ZM47 231L48 233L52 236L55 229L53 226H49L47 228ZM65 234H66V239H67V242H68V238H67V234H69V228H68V225H66V229H65ZM40 238V241H41V245L40 247L38 248V256L39 257H36L34 256V250H35V243H36V239ZM22 254V256H21ZM35 258V259H34ZM34 259V260H33ZM33 260V262H32ZM21 263V262H20Z\"/></svg>", "mask_w": 264, "mask_h": 264}]
</instances>
